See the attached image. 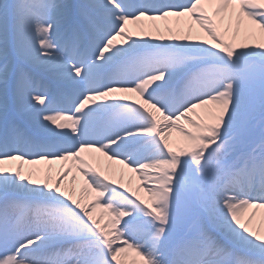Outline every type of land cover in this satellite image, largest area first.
Listing matches in <instances>:
<instances>
[{"label": "snow or ice", "instance_id": "snow-or-ice-1", "mask_svg": "<svg viewBox=\"0 0 264 264\" xmlns=\"http://www.w3.org/2000/svg\"><path fill=\"white\" fill-rule=\"evenodd\" d=\"M259 210L264 0H0V264H264Z\"/></svg>", "mask_w": 264, "mask_h": 264}, {"label": "bare ground", "instance_id": "bare-ground-1", "mask_svg": "<svg viewBox=\"0 0 264 264\" xmlns=\"http://www.w3.org/2000/svg\"><path fill=\"white\" fill-rule=\"evenodd\" d=\"M72 3H77L78 4V2L76 1H74V0H70ZM130 27H132V26H130ZM194 35H200V36H202V37H204V38H207L206 37V34H204L203 32H200L198 29H197V31L195 32V33H193ZM172 140H173V142L175 143V142H177V140H178V134H176V133H174L173 134V137H172ZM13 163V162H12ZM15 164H17V165H19L20 164V161H15L14 162ZM7 165H9V164H7ZM67 167V165H65V164H63L62 165V163L61 162H58V163H53V164H51V165H49L47 162H40V163H38V164H36V165H30V164H24V170H25V172L27 173L29 170H31V169H47V168H51L52 169V174L55 176V174L57 173V171H59L60 169H61V167ZM15 167H16V165H15ZM73 172H74V170H73ZM130 173L131 172H128L127 170H125V176H124V183L126 184V186H128V182H129V175H130ZM70 175L71 174H69V176H68V178H67V180H66V182H65V184H66V186H68V187H75V189H76V195H77V198H80V189H81V186L83 185H81V186H78L76 183L73 185V183H72V180H70ZM138 175V174H137ZM134 177H137L138 179L136 180V182H135V184L136 185H138L139 184V176H135L134 175ZM118 178V177H117ZM125 181H127V182H125ZM90 198L89 197H87V196H85L84 197V201L87 203L88 202V200H89ZM253 211H257V210H255V209H249L246 213H245V219H247L251 214H252V212ZM262 218H264V210H259V212H258V214H257V216L253 219V224H252V226L253 227H259L260 225H261V221H262Z\"/></svg>", "mask_w": 264, "mask_h": 264}, {"label": "rangeland", "instance_id": "rangeland-1", "mask_svg": "<svg viewBox=\"0 0 264 264\" xmlns=\"http://www.w3.org/2000/svg\"><path fill=\"white\" fill-rule=\"evenodd\" d=\"M73 175L71 176V178L73 177V176H76V184H82V182H83V180H84V177L82 176V174L81 173H79V172H76V171H74V173H72ZM134 175L135 176H138L136 173H130V175H129V180H131V187L133 188V189H136L137 188V185L135 184V182H136V180L138 179L137 177H134ZM73 181V180H72ZM139 181V180H138ZM125 182H127V181H125ZM129 183V182H128ZM126 185V184H125ZM141 195H143V196H145V198H146V194L145 193H143V192H141ZM90 198V197H89ZM101 210H97V214H99V212H100Z\"/></svg>", "mask_w": 264, "mask_h": 264}]
</instances>
